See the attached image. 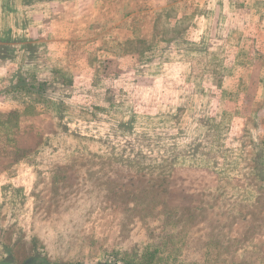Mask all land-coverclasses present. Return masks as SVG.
<instances>
[{"label":"rangeland","instance_id":"374dc122","mask_svg":"<svg viewBox=\"0 0 264 264\" xmlns=\"http://www.w3.org/2000/svg\"><path fill=\"white\" fill-rule=\"evenodd\" d=\"M171 259L264 264V0H0V264Z\"/></svg>","mask_w":264,"mask_h":264},{"label":"trees","instance_id":"16d2710c","mask_svg":"<svg viewBox=\"0 0 264 264\" xmlns=\"http://www.w3.org/2000/svg\"><path fill=\"white\" fill-rule=\"evenodd\" d=\"M19 83V85H18ZM46 83L39 82L34 75L30 77L19 78L17 80L16 88H20L26 93H30L35 97L43 96L46 92L45 90ZM170 259V258H169ZM172 261H176L175 259H171L168 264H171Z\"/></svg>","mask_w":264,"mask_h":264}]
</instances>
